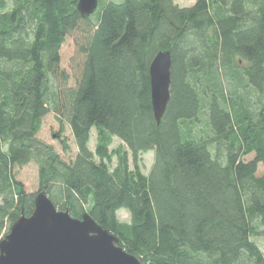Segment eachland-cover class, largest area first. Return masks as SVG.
<instances>
[{
    "label": "trees",
    "instance_id": "1",
    "mask_svg": "<svg viewBox=\"0 0 264 264\" xmlns=\"http://www.w3.org/2000/svg\"><path fill=\"white\" fill-rule=\"evenodd\" d=\"M77 3L0 0V242L34 213L36 194L15 173L34 163L58 210L90 214L143 264H264L253 240L264 232V0H99L86 18ZM74 34L83 71L61 87ZM160 51L171 52L172 82L158 123L150 66ZM52 111L71 127L69 162L39 138ZM114 138L134 169L111 151Z\"/></svg>",
    "mask_w": 264,
    "mask_h": 264
},
{
    "label": "water",
    "instance_id": "2",
    "mask_svg": "<svg viewBox=\"0 0 264 264\" xmlns=\"http://www.w3.org/2000/svg\"><path fill=\"white\" fill-rule=\"evenodd\" d=\"M99 0H78L82 18L98 9ZM172 55L160 51L150 66L152 108L156 121L164 118L171 100ZM0 264H143L120 240L90 214L74 218L60 211L46 191L35 197L34 213L22 215L0 242Z\"/></svg>",
    "mask_w": 264,
    "mask_h": 264
},
{
    "label": "rangeland",
    "instance_id": "3",
    "mask_svg": "<svg viewBox=\"0 0 264 264\" xmlns=\"http://www.w3.org/2000/svg\"><path fill=\"white\" fill-rule=\"evenodd\" d=\"M175 2L180 7H190L195 4L196 0H175ZM76 38L80 37H78L76 34L69 36L61 50V70L64 71L65 75H67L66 80L63 77L59 79L61 87L65 86V82H68L71 87L74 86L75 81L80 78L83 71L85 56L80 52L79 47L76 44ZM39 138L42 141L54 146L56 151L63 157L64 160L68 162L74 160L78 154V149L68 120L62 117L60 114H57L55 111L50 112L44 118ZM64 144H66L68 147V151L66 152L64 151ZM96 146L97 132L95 129H93L90 141L91 150L95 151ZM110 149L113 154L117 150L126 151L130 160V167L131 169H134L132 153L118 138H114ZM253 158L254 155H250L245 157L244 160L250 161ZM117 161V157L114 155L111 169L115 168ZM154 162L155 151H149L140 155L139 165L143 173L149 174ZM15 173L17 179L25 185L27 192L34 194L41 192L39 170L37 165L34 163L29 164L23 168L16 169ZM263 173L264 167L260 164L258 175H262ZM118 219L122 223H129L131 218L127 210H121L118 212ZM262 229L263 228L260 227V230ZM253 240L258 244L264 253V232L258 236H255Z\"/></svg>",
    "mask_w": 264,
    "mask_h": 264
}]
</instances>
